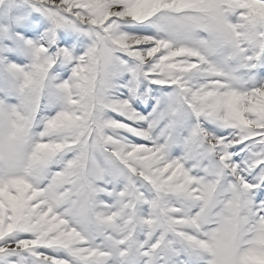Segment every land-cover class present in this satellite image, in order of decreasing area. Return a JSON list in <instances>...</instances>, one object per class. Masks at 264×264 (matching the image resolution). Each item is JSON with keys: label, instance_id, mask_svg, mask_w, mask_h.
I'll list each match as a JSON object with an SVG mask.
<instances>
[{"label": "snow or ice", "instance_id": "snow-or-ice-1", "mask_svg": "<svg viewBox=\"0 0 264 264\" xmlns=\"http://www.w3.org/2000/svg\"><path fill=\"white\" fill-rule=\"evenodd\" d=\"M0 264H264V0H0Z\"/></svg>", "mask_w": 264, "mask_h": 264}]
</instances>
